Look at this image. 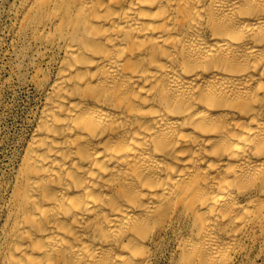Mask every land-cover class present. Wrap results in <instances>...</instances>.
Wrapping results in <instances>:
<instances>
[{
  "label": "bare ground",
  "instance_id": "1",
  "mask_svg": "<svg viewBox=\"0 0 264 264\" xmlns=\"http://www.w3.org/2000/svg\"><path fill=\"white\" fill-rule=\"evenodd\" d=\"M41 99L0 264H234L264 249V0H15Z\"/></svg>",
  "mask_w": 264,
  "mask_h": 264
},
{
  "label": "rangeland",
  "instance_id": "2",
  "mask_svg": "<svg viewBox=\"0 0 264 264\" xmlns=\"http://www.w3.org/2000/svg\"><path fill=\"white\" fill-rule=\"evenodd\" d=\"M15 22V0H0V223L8 185L41 104L38 93L26 82L32 69L20 63L23 44L15 33ZM171 248L164 245L158 264H170ZM247 256L234 264H264V249Z\"/></svg>",
  "mask_w": 264,
  "mask_h": 264
}]
</instances>
